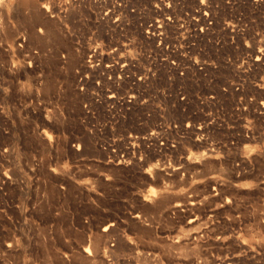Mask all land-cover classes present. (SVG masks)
I'll return each instance as SVG.
<instances>
[{
	"label": "rangeland",
	"instance_id": "rangeland-1",
	"mask_svg": "<svg viewBox=\"0 0 264 264\" xmlns=\"http://www.w3.org/2000/svg\"><path fill=\"white\" fill-rule=\"evenodd\" d=\"M100 1L102 5L98 9L94 4V0H0V11H2L0 12V20H2L0 21V27H4V30L2 27L0 28V245L4 248L6 246L12 247L13 251L8 254L11 255L15 264H66L68 260L67 264L71 262L72 264H90L93 260L97 261V263L93 261L95 264H101V261L97 260L98 258L92 260L86 259L83 248H85V244L86 247L90 246V242L92 243V241L91 245L96 246V241L100 240L101 229L108 222L106 217L111 216L112 218L116 217L119 224H117L115 233L112 232L113 234H110L112 238L108 236V238L110 237L109 240L108 238L107 240L104 238L102 241L103 245L108 248H114L116 244V255L107 257L105 260H110L109 262L106 261L107 264H116L117 261L118 264H143L142 261H138L140 263H137V261L133 260L134 254L142 252L152 242L153 245L156 243L157 248L163 249H158L157 254L160 255L158 264L161 262H164V264H197L199 262H201L200 264L204 262V264L212 262L219 264V259L222 256L223 258L224 256L226 257V255L227 257L239 256L243 260L241 261L239 258L235 261L237 263L234 262V264H257L254 262L264 264V254H262L264 253V246L260 245L264 243V231H262L264 229V213L262 214L264 208L261 207L264 203V191H262L264 190V114H260L259 116L258 130H162L158 138L149 137L156 130H121L122 127H119L117 130H110L109 127H106L105 93L101 92L103 99L97 111L98 116L94 118L92 115L94 104L91 96L94 89L91 83V71L85 64L94 43L100 41L106 42V36L102 29L103 24H99L97 36H93L94 13L97 11L104 14L110 0ZM135 2L137 3L139 0H135ZM47 4L51 5V12H49L51 17L43 15L42 7ZM33 8L38 9L39 13H34ZM22 31L26 32L29 36V47L40 52V57L34 59L35 65L30 69L25 65L27 60L24 59L23 54L13 53L17 37ZM108 60L109 57L105 54L104 62L106 63ZM40 76H43V81L40 80ZM87 76L89 79H87ZM82 83L86 90L85 94L81 92ZM259 97L264 100V92H260ZM86 105L88 106L87 109H85ZM226 105L230 108L232 103L228 102ZM259 111L260 113L264 112V109L260 107ZM96 126L99 128L101 126L103 129L95 130ZM198 132L199 134H197ZM146 138L149 139L146 140ZM200 140L202 142H199ZM162 143H164L163 150L159 153ZM172 145L176 146L174 151L171 148ZM248 149L249 151H247ZM208 150H210V153ZM251 152L252 155H250ZM250 157L252 158L250 159ZM168 158L172 160L171 165H159V163L162 164ZM207 159H211V161ZM212 159L215 163L219 162L218 168L219 165L221 167L224 165L221 170L222 172L219 170L212 172L204 171L202 166L205 163H213ZM194 161L196 162L194 163ZM242 161H245V163ZM241 162L245 165H242ZM253 165L254 167H252ZM160 166H162V169ZM175 167L180 169L176 172L171 171ZM227 168L231 172L235 170V173L229 174V171L226 170ZM150 169L155 170L152 173L153 175L150 174L151 172H148ZM166 172L172 175L169 177ZM177 173L180 175H176ZM221 174H223L222 177ZM210 175L214 176L211 177ZM162 176L169 178L170 182L169 180H164V182L168 181L166 185L164 182L161 183ZM257 176L259 179H257ZM151 177L154 178L150 179ZM184 177L186 180H184ZM209 177L218 180L217 187L215 185L206 187L207 182L210 180ZM175 179L179 180L175 181ZM155 180L160 184L158 185ZM151 181L153 183H150ZM182 182L186 183L183 184ZM190 183H192V186ZM161 184L162 186H160ZM167 184L169 185L167 186ZM226 184L229 188L232 186V190ZM248 184L249 186H247ZM220 185H222L221 189ZM234 185H237V188ZM169 186H171L170 189L172 191L168 190ZM173 186L176 187L174 188ZM162 187H166V190H161ZM198 187H201V190L203 188L205 190L198 191L200 190ZM217 191L221 192V195ZM237 191H240L239 194H237ZM163 192L165 195L167 194V197L171 195H178L180 197L181 194L183 196H189V194L202 196L204 192H207L208 194L215 195V198L218 199V201L214 202L215 204L213 203L214 206L217 205V202L221 204L223 200L234 201L233 199L235 198L239 205H241L242 210L240 214L226 211L224 212V216L223 213L217 214L218 216L210 215L205 211L207 210V208H204L207 207L205 203L200 201L198 209L196 208L197 210L193 212L194 215H191L193 216L192 218L198 219V225L202 224L201 226L203 227L217 228L216 231L220 228L221 231L205 235L200 240L204 241L198 246L201 248V251L195 246L197 249L191 252L190 250L194 247L192 244V246L189 243H187V246L182 245L185 248L182 246L181 248V244H172L175 234L181 231L185 233L188 230L185 227L187 226L188 228L190 226L191 216H189L188 211H184L182 215L180 214L183 211L166 213L165 215V213H161V209H157L158 207L154 204L150 203V205L144 200L147 197L145 195H148L147 198H154L156 195L157 197L160 196ZM199 192H202V195ZM205 193V196L208 195ZM150 206L152 208L149 209L148 207ZM200 208L205 209H201L204 212ZM142 211H147L146 213L150 215L146 216L147 214L145 212L143 214ZM253 211L256 216L258 215L257 217L253 216ZM136 212L142 216L143 223H140V225L143 228L141 226L139 228V223H136L132 218ZM200 213L202 214L200 215ZM244 215L248 218L247 220ZM150 216L154 219L155 223L149 218ZM167 217L169 220L166 219ZM187 217L190 219L188 220ZM182 219L186 222L185 227L183 226L184 221ZM221 219L225 223L221 222ZM179 220L182 225L179 223ZM256 220L259 223H255ZM244 221L245 224L243 225ZM261 221L263 222L262 224L260 223ZM172 224H176V227ZM167 225L171 228L174 226V233H172L173 230L167 227ZM245 225L249 228L247 231L249 230L250 236H248L249 234L245 230ZM260 226H262L261 234L257 231ZM162 227L167 229L162 230ZM177 227L180 231L178 229L175 231ZM223 227L225 228L223 229ZM144 228H148V230ZM229 228H234L235 230H230ZM253 229L254 231L257 229L255 233ZM133 230L138 233L134 234ZM140 230L146 232V238L145 232L143 231L142 235ZM148 231L152 234L148 235ZM234 231L238 232L235 233ZM95 232L99 233L95 235ZM182 232L180 235L177 234L178 236L173 241H177L176 238L182 236ZM219 232L227 233L225 235L229 238L227 242L230 245L229 248L226 244L223 245L214 241L218 237H222ZM215 235L217 238H215ZM91 236L96 239L95 244V239L92 240ZM137 237L139 238L137 239ZM169 237L171 241L168 239ZM250 238L253 241L257 239L256 242L258 243L255 241L253 243L252 241L253 244H251ZM84 239H86V242ZM241 240L247 247H251L253 251L249 249L247 251L245 249L240 250L238 242H241ZM127 241H132L135 245L133 246ZM235 243L236 246L234 245ZM121 245L123 246L120 251ZM153 245H150V247ZM155 245L154 247L156 248ZM176 246L177 250L181 251L182 249L183 251L179 253L176 249H173ZM224 246L225 248H223ZM94 247H90L91 250ZM186 247L190 249L188 248V250ZM206 248L209 250H205ZM218 248H221L219 250L220 254L217 251ZM237 249L239 253L242 251L243 255L246 254L244 255L245 257L235 252ZM221 250L222 252H220ZM160 251L164 252L160 254ZM166 251L168 254L173 252L174 256H176L175 261L173 260L174 262L171 261V259H174V256L172 257L173 254H169V256L171 255L169 261L168 254H164ZM121 252H124V254H121ZM147 252L150 254L153 251ZM176 253L181 254V256L176 255ZM163 254L167 255V258ZM252 254L255 256L252 257ZM62 255L64 256L62 257ZM202 255L204 257L201 259ZM184 256L185 258L187 256V258L184 259ZM205 259L207 261H204ZM186 260L188 263L185 262Z\"/></svg>",
	"mask_w": 264,
	"mask_h": 264
},
{
	"label": "built area",
	"instance_id": "built-area-1",
	"mask_svg": "<svg viewBox=\"0 0 264 264\" xmlns=\"http://www.w3.org/2000/svg\"><path fill=\"white\" fill-rule=\"evenodd\" d=\"M94 4L100 9L102 2ZM94 15L93 36L103 24L106 42H95L85 62L92 115L105 93L110 130H156L150 138L162 130H258L264 0H110ZM13 53L23 54L29 69L40 57L24 31ZM167 164L171 158L159 163ZM12 251L0 245V264H15Z\"/></svg>",
	"mask_w": 264,
	"mask_h": 264
},
{
	"label": "bare ground",
	"instance_id": "bare-ground-1",
	"mask_svg": "<svg viewBox=\"0 0 264 264\" xmlns=\"http://www.w3.org/2000/svg\"><path fill=\"white\" fill-rule=\"evenodd\" d=\"M24 1H25V0H24ZM26 3H27V2H26ZM10 5H11V4H10ZM0 6H1V4H0ZM50 6H51V5H50ZM50 6L47 4V5H45V6L42 7V9H43V13H44L43 15H44V16H46V15H47V16H48V15L50 16V14H49V12H51ZM6 7H8V6L6 5ZM33 7H34V6H33ZM9 8H10V7H9ZM36 8H37V7H36ZM36 8H33L32 10L34 11V13H39V12H38V9H36ZM44 9H45V10H44ZM0 12H2V11H0ZM41 13H42V12H41ZM52 14H53V13H52ZM41 16H42V14H41ZM50 17H51V16H50ZM53 17H54V16H53ZM0 21H2V20H0ZM47 21H48V20H47ZM1 27H2V26H1ZM1 27H0V28H1ZM3 28H4V27H2V29H3ZM3 30H4V29H3ZM0 46H1V45H0ZM8 50H9V49H8ZM11 51H12V50H11ZM5 52H6V51H5ZM1 70H2V69H1ZM11 70H12V67H11ZM5 71H6V70H5ZM11 72H12V71H11ZM5 73H6V72H5ZM197 131H198V130H197ZM199 132H200V131H199ZM199 132H198L197 134H199ZM200 133H202V132H200ZM203 133H204V132H203ZM210 134H211V133H210ZM200 136H202V135H200ZM203 136H204V135H203ZM207 137H208V136H207ZM246 138H247V137H246ZM199 139H200V138H199ZM203 139H205V138L203 137ZM201 140H202V139H201ZM201 140H200L199 142H202ZM206 140H207V139H206ZM196 141L198 142V140H196ZM203 143H204V142H203ZM203 146H204V145H203ZM205 146H206V145H205ZM207 146H208V145H207ZM119 147H120V146H119ZM212 147H213V146H212ZM248 147H250V146H248ZM212 149H213V148H212ZM254 150H255V149H254ZM208 151H209V153H210V150H208ZM208 151H207V152H208ZM213 151H214V150H213ZM245 151H246V150H245ZM247 151H249V149H248ZM207 152H206V153H207ZM214 152H215V151H214ZM116 154H117V153H116ZM261 154H262V153H261ZM113 155H114V154H113ZM202 155H204V154H202ZM202 155H201V156H202ZM209 155H210V154H209ZM209 155H208V156H209ZM211 155H212V153H211ZM211 155H210V156H211ZM213 155H214V154H213ZM250 155H252V152H251ZM256 155H257V154H256ZM199 156H200V155H199ZM199 156H198V157H199ZM206 156H207V155H206ZM254 157H255V156H254ZM256 157H257V156H256ZM115 158H116V157H115ZM190 158H191V157H190ZM208 158H209V157H208ZM211 158H212V157H211ZM213 158H214V157H213ZM246 158H247V157H246ZM248 158H249V156H248ZM251 158H252V157H250V159H251ZM194 159H195V157H194ZM194 159H193V160H194ZM202 159H203V157H202ZM204 159H205V158H204ZM257 159H258V158H257ZM190 160H192V159H190ZM197 160H198V159H197ZM207 160H208V159H207ZM209 160L211 161V159H209ZM209 160H208V161H209ZM212 160H213V159H212ZM241 160H243V159H241ZM200 161H202V160L200 159ZM246 161H247V159H246ZM251 161H253V160H251ZM254 161H255V160H254ZM260 161H261V160H260ZM121 162H123V161H121ZM195 162H196V161H194V163H195ZM242 162L245 163V161H242ZM242 162H241V164H242ZM257 162H258V161H257ZM257 162H256V163H257ZM110 163H111V162H110ZM119 163H120V162H119ZM125 163H126V162H125ZM162 163H163V162H162ZM216 163H217V164H216ZM216 163H215L214 160H213V163H205L202 167H203L204 171H206V172H212V171H216V170L221 171V170H222V167H223L224 165H223L222 167L219 165V168H218V164H219V162L217 161ZM223 163H224V162H223ZM244 163H243V164H244ZM256 163H255V164H256ZM243 164H242V165H243ZM250 164H251V163H250ZM253 164H254V163H253ZM119 165H121V164H119ZM189 165H190V164H189ZM225 165H226V164H225ZM228 165H229V164H228ZM231 165H232V164H231ZM231 165H230V166H231ZM244 165H245V164H244ZM154 166H155V165H154ZM156 166H157V164H156ZM162 166H164V165H162ZM162 166H160L161 169H162ZM226 166H227V165H226ZM247 166H248V165H247ZM255 166H256V165H255ZM263 166H264V165H263ZM123 167H124V166H123ZM125 167H127V166H125ZM169 167H170V166H169ZM182 167H183V166H182ZM189 167H190V166H189ZM231 167H232V166H231ZM235 167H236V166H235ZM238 167H239V166H238ZM245 167H246V166H245ZM250 167H251V166H250ZM252 167H254V165H253ZM259 167H260V166H259ZM259 167H258V168H259ZM151 168H152V167H151ZM158 168H159V165H158ZM158 168H157V170H158ZM163 168H164V167H163ZM170 168L172 169V167H170ZM192 168H193V167H192ZM194 168H195V167H194ZM246 168H247V167H246ZM123 169H124V168H123ZM152 169H153V168H152ZM154 169H155V168H154ZM161 169H160V170H161ZM167 169H168V167H167ZM171 169H170V170H171ZM179 169H180V168H176V167H175V168H174L173 170H171V171L176 172V171L179 170ZM182 169H183V168H182ZM200 169H202V168H200ZM170 170H167V171L169 172ZM193 170H194V169H193ZM197 170H198V169H197ZM226 170H228V168H227ZM233 170H234V169H233ZM240 170H241V169H240ZM240 170H239V171H240ZM250 170H251V169H250ZM255 170H256V168H255ZM146 171H147V170H146ZM153 171H155V170H151V169L148 170L149 173L151 172V173H150L151 175H153V174H152ZM171 171H170V172H171ZM195 171H196V170H195ZM228 171H229V170H228ZM234 171H235V170H234ZM234 171H232V172H234ZM148 172H147V173H148ZM164 172H165V171H164ZM168 172H166V173H167V175H169V177H170L172 174H171V173H168ZM173 172H172V173H173ZM196 172H197V171H196ZM200 172H202V171H200ZM221 172H222V171H221ZM232 172H231V170H230L228 173L232 175ZM252 172H254V171L252 170ZM255 172H256V171H255ZM159 173H160V172H159ZM161 173H163V172H161ZM198 173H199V171H198ZM226 173H227V172H226ZM234 173H235V172H234ZM244 173H245V172H244ZM250 173H251V172H250ZM261 173H263V172H261ZM207 174H209V173H207ZM247 174H248V173H247ZM263 174H264V173H263ZM176 175L179 176L180 174L177 173ZM222 175H223V174H221V177H222ZM227 175H228V174H227ZM245 175H246V174H245ZM245 175H244V176H245ZM249 175H250V174H249ZM51 176H52V175H51ZM202 176H203V175H202ZM210 176H211V175H210ZM213 176H214V175H212L211 177H213ZM217 176H218V174H217ZM224 176H225V175H224ZM233 176H234V175H233ZM251 176H252V174H251ZM215 177H216V176H215ZM221 177H220V178H221ZM235 177H236V176H235ZM257 177H258V176H257ZM147 178H148V177H147ZM152 178H154V177H151L150 179H152ZM161 178H162V180H163V181L161 180V183H163L164 180H169V178L164 177V176H162ZM179 178H180V177H179ZM181 178H182V177H181ZM184 178H185V177H184ZM194 178H195V177H194ZM205 178H206V177H205ZM209 178H210V177H209ZM228 178H229V176H228ZM239 178H240V177H239ZM241 178H242V177H241ZM246 178H247V177H246ZM251 178H252V177H251ZM260 178H261V177H260ZM262 178H263V177H262ZM111 179H112V178H111ZM150 179H149V180H150ZM171 179H172V178H171ZM190 179H191V178H190ZM221 179H223V178H221ZM230 179H231V178H230ZM233 179H234V178H233ZM247 179H248V178H247ZM254 179H255V178H254ZM257 179H259V177H258ZM108 180L110 181V179H108ZM176 180H179V179H175V181H176ZM184 180H186V178H185ZM208 180H209V179H208ZM227 180H228V179H227ZM237 180H238V178H237ZM241 180H242V179H241ZM243 180H244V179H243ZM260 180H261V179H260ZM117 181H118V180H117ZM145 181H146V180H145ZM173 181H174V178H173ZM182 181H183V180H182ZM231 181H234V180H231ZM231 181H230V182H231ZM239 181H240V180H239ZM155 182H157V181L155 180ZM158 182H159V179H158ZM158 182H157V184H158ZM167 182H168V181L164 182V184L166 185ZM169 182H170V180H169ZM195 182H196V179H195ZM217 182H218V180H216V179H214V178H212V179L210 178V180H209V181L207 182V184H206V185H207L206 187H211V186H214V185L216 186V185L218 184ZM235 182H236V181H235ZM235 182H234V183H235ZM243 182H244V181H243ZM246 182H247V181H246ZM250 182H251V181H250ZM250 182H249V184L251 185ZM256 182H257V181H256ZM261 182L263 183V181H261ZM107 183H108V182H107ZM150 183H153V182L151 181ZM182 183H183V182H182ZM185 183H186V182H185ZM185 183H183V184H185ZM193 183H194V182H193ZM205 183H206V181H205ZM241 183H242V182H241ZM262 183H261V184H262ZM147 184H149V183H147ZM159 184H160V183H159ZM159 184H158V185H159ZM170 184H172V183H170ZM183 184H182V185H183ZM190 184H191V186H192V183H190ZM231 184H233V183L231 182ZM235 184H237V183H235ZM246 184H247V183H246ZM246 184H245V186H246ZM249 184H248L247 186H249ZM101 185H102V184H101ZM109 185H110V184H109ZM112 185H113V183H112ZM151 185H152V184H151ZM168 185H169V184H167V186H168ZM172 185H173V184H172ZM172 185H171V186H172ZM194 185H195V184H194ZM202 185H203V183H202ZM238 185H241V184H238ZM243 185H244V184H243ZM243 185H242V186H243ZM254 185H255V184H254ZM258 185H259V184H258ZM86 186H87V185H86ZM106 186H107V185H106ZM115 186H116V185H115ZM147 186H148V185H147ZM153 186H154V185H153ZM160 186H162V184H161ZM171 186H169V189H168V190H171V189H170ZM199 186H201V185H199ZM204 186H205V185H204ZM226 186H227V184H226ZM234 186H236V188H237V185H234ZM234 186H233V187H234ZM262 186H263V185H262ZM156 187H157V186H156ZM173 187H174V186H173ZM175 187H176V186H175ZM175 187H174V188H175ZM194 187H197V186H194ZM216 187H217V186H216ZM219 187H220V189H221V188H222V185H220ZM227 187L229 188V186H227ZM231 187H232V186H231ZM231 187H230L229 189H231ZM250 187H251V186H250ZM255 187H256V186H255ZM158 188H159V187H158ZM180 188H181V187H180ZM183 188H184V187H183ZM185 188H186V187H185ZM200 188H201V187H200ZM200 188L198 187V189H200ZM212 188H213V187H212ZM152 189H153V188H152ZM152 189H151V190H152ZM189 189H190V186H189ZM192 189H194V188H192ZM195 189H196V188H195ZM198 189H197V190H198ZM238 189H239V188H238ZM240 189H241V188H240ZM247 189H249V188H247ZM251 189H252V187H251ZM257 189H258V188H257ZM257 189H256V190H257ZM263 189H264V188H263ZM151 190H150V191H151ZM157 190H158V189H157ZM157 190H155V191H157ZM161 190H166V187H162ZM174 190H175V189H174ZM203 190H205V189L203 188L202 190L200 189V190H198V191H203ZM206 190H207V189H206ZM215 190H216V189H215ZM231 190H232V189H231ZM231 190H230V191H231ZM234 190L236 191L235 188H234ZM234 190H233V191H234ZM111 191H112V190H111ZM155 191H154V192H155ZM171 191H172V190H171ZM195 191H196V190H195ZM212 191H213V190H212ZM218 191H219V190H218ZM218 191H217V192H218ZM249 191H250V190H249ZM258 191H259V190H258ZM258 191H257V192H258ZM260 191H261V190H260ZM262 191H264V190H262ZM102 192H103V191H102ZM148 192H149V191H148ZM151 192H152V191H151ZM158 192H159V190H158ZM165 192H166V191H165ZM188 192H189V191H188ZM191 192H192V190H191ZM193 192H194V190H193ZM239 192H240V191H237V194H239ZM241 192H242V191H241ZM246 192H247V190H246ZM108 193H109V192H108ZM155 193H157V192H155ZM166 193H167V192H166ZM169 193H171V192H169ZM199 193H200V192H199ZM201 193H202V192H201ZM201 193H200V194H201ZM204 193H205V192H204ZM204 193H203V195L201 194L202 196H200V195H192V194H189V196H188V195H187V196H186V195L183 196V195L181 194L180 197H178V195H174V196L171 195L170 197H167V194L165 195L164 192H163V193L160 194V196L157 197V195H156V197H154V198H147L148 195H145V196H147V197H145L146 199H144V200H145V202H147V203H149V204H150V203H151L152 205L154 204L156 207H158L157 209H161V210H162L161 213H165V215H166V213H169V214H170V213H174V212H182V211H183V212H182L180 215L184 214V211H185V212L188 211L189 216L194 215L193 212H194L195 210L198 209V207H199V202H200V201H203V202L205 203V205L207 206V207H204V205H202L204 208H207V210H205V209H203V208H200V210L203 209V210L207 211L210 215H217V214L223 213V216H224V212H226V211H230V212H234V213H239V214L241 213L242 207H241V205H239L238 201H237L235 198L233 199L234 201H231V200H226V201H225V200L222 199L223 201L221 202V201L219 200V201L221 202V204H218V202H217V203H216L217 205L214 206V204H215L214 202L218 201V199L215 198V195H213V194H208V193L206 192L205 194H208V195L205 196ZM214 193H215V192H214ZM218 193H219V192H218ZM247 193H248V192H247ZM254 193H255V192H254ZM145 194H146V193H145ZM215 194H217V193H215ZM219 194L221 195V192H220ZM237 194H236V195H237ZM244 194H245V191H244ZM249 194H250V193H249ZM251 194H253V193H251ZM142 195H143V194H142ZM149 195H150V194H149ZM190 195H191V196H190ZM241 195H242V194H241ZM246 195H247V194H246ZM246 195H245V197H246ZM119 196H120V195H119ZM150 196H151V195H150ZM226 196H227V195H226ZM252 196H254V195H252ZM259 196H260V195H259ZM261 196H262V195H261ZM216 197H217V196H216ZM218 197H219V196H218ZM222 197H223V196H222ZM249 197H250V196H249ZM139 198H140V197H139ZM228 198H229V197H228ZM257 198H258V197H257ZM257 198H256V199H257ZM261 198H262V197H261ZM230 199H231V198H230ZM263 199H264V198H263ZM263 199H262V201H263ZM135 200H136V199H135ZM138 200H139V199H138ZM141 200H142V199H141ZM144 200H143V202H144ZM244 200H245V199H244ZM255 201H256V200H255ZM257 201H258V200H257ZM220 202H219V203H220ZM244 202H245V201H244ZM260 202H261V200H260ZM110 203H111V202H110ZM141 203H142V202H141ZM201 203H202V202H201ZM213 203H214V204H213ZM247 203H248V202H247ZM151 204H150V205H151ZM90 205H91V203H90ZM90 205H89V206H90ZM100 205H101V204H100ZM246 206H247V205H246ZM246 206H245V207H246ZM263 206H264V203H263V205H262L261 207L264 208ZM200 207H201V206H200ZM256 207H257V206H256ZM138 208H139V207H138ZM144 208H145V207H144ZM148 208L150 209V208H152V207L150 206V207H148ZM196 208H197V209H196ZM243 208H244V207H243ZM247 208H248V207H247ZM183 209H185V210H183ZM248 209H249V208H248ZM116 210H117V209H116ZM140 210H141V209H140ZM152 210H153V209H152ZM200 210H199V211H200ZM203 210H201V211L204 212ZM245 210H246V209H245ZM251 210H252V209H251ZM258 210H259V209H258ZM259 211L261 212V210H259ZM263 211H264V209H263ZM140 212H141V211H140ZM142 212H143V211H142ZM144 212H145V211H144ZM144 212H143V214H144ZM146 212H147V211H146ZM146 212H145V213H146ZM148 212H149V211H148ZM150 212H151V211H150ZM153 212H154V211H153ZM253 212H254V211H253ZM151 213H152V212H151ZM197 213H198V212H197ZM263 213H264V212H262V214H263ZM143 214H142V215H143ZM146 214H147L146 216H148L149 213H146ZM153 214H154V213H153ZM169 214H167V215H169ZM185 214H186V213H185ZM201 214H202V213H200V215H201ZM248 214H249V213H248ZM250 214H251V213H250ZM149 215H150V214H149ZM174 215L176 216V214H174ZM174 215H173V216H174ZM195 215H196V214H195ZM198 215H199V214H198ZM198 215H197V216H198ZM241 215H242V214H241ZM246 215H247V214H246ZM246 215H244L245 218H246ZM251 215H252V214H251ZM131 216H132V215H131ZM144 216H145V215H144ZM154 216H155V215H154ZM154 216H153V218H154ZM177 216H178V215H177ZM187 216H188V215H187ZM204 216H205V215H204ZM208 216H209V215H208ZM217 216H218V215H217ZM225 216H226V215H225ZM232 216H233V215H232ZM253 216H256V215H255V212H254V215H253ZM257 216H258V215H257ZM257 216H256V217H257ZM262 216H263V215H262ZM86 217H87V216H86ZM155 217H156V216H155ZM162 217H163V216H162ZM165 217H166V216H165ZM165 217H164V218H165ZM178 217H179V216H178ZM192 217H193V216H191V220H190V222H189V225H190V226H189L188 228H187V226H186V222L182 219V220L184 221V224H185V225L183 224V226H184V227L186 226L185 228L188 229V230H187L186 232L184 231L185 233H183V232L181 231L183 235L181 234L182 236L176 238L177 241H173V239H174L175 237H177L178 235H180V233H181V232H179L180 229L177 227V228L175 229V231L178 229L179 231H177V232H179V233L175 232V233H177L178 235L175 234L174 238L172 239V244H174V245H179V244H181L180 247H181L182 245L187 246V243H189L190 245H191V244L194 245V247L192 248L193 250H192V249L190 250L191 252L194 251L195 249H197V248H195V246L198 247V246H200V244H202L201 242H203L204 240H203V241H200V240H202V238H203L205 235H208V234H210V233H212V232H215L216 229H217V228L215 229V228H213V227H203V226H201L202 224H201V225H198V224H199V223H198V219H197V218H192ZM201 217H202V216H201ZM201 217H200V218H201ZM210 217H212V216H210ZM210 217H209V218H210ZM219 217H220V216H219ZM237 217H238V216H237ZM242 217H243V216H242ZM256 217H255V219H256ZM263 217H264V216H263ZM132 218H133L134 221H136V223H137V222L139 223L138 227L140 228V226H141L140 223H141V224L143 223V221H142V216H141L139 213L136 212V214H135V213L133 214ZM149 218L152 219L151 216H150ZM164 218H163V220H164ZM175 218H176V217H175ZM182 218H184V217H182ZM198 218H199V217H198ZM203 218H204V217H203ZM224 218H225V217H224ZM226 218H227V217H226ZM229 218H230V217H229ZM229 218H228V219H229ZM238 218H239V217H238ZM89 219H90V218H89ZM92 219H93V218H92ZM95 219H96V218H95ZM102 219H103V218H102ZM106 219L108 220L109 223L107 222L108 224L106 223L105 226L103 227V229H101L100 240H99L98 242H97L96 239L93 237L94 235H93V233H92L93 236H91V237H92V240L95 239V240H94V244H95V241H96V243H97L96 246L94 247L93 245H91V244L93 243V241H92V243H91V242H90L91 239H90V240H89V242H90V246H87V247H86V244H85V248H83V253L86 255V259L88 258V259L92 260V259L98 258L97 260L101 261V264H107L106 261H108V260H105V259H106L107 257H110V256H113V255H116V254H115V253H116V244H115V247H114V248H108V247H105V245H103L104 243H102V241H103L104 238H106V240H107L108 236L111 237L110 234H113L112 232H114V231L116 230V228H117V224H119V223L117 222L116 217H115V218H112L111 216H108V218L106 217ZM106 219H105V220H106ZM155 219H156V218H155ZM166 219H168V217H167ZM179 219H180V218H179ZM187 219H188V217H187ZM187 219H186V220H187ZM189 219H190V218H189ZM189 219H188V220H189ZM204 219H205V218H204ZM241 219H242V218H241ZM247 219H248V218H246V220H247ZM144 220H145V219H144ZM148 220H149V219H148ZM148 220H147V221H148ZM156 220H158V219H156ZM156 220H155V221H156ZM168 220H169V219H168ZM206 220H207V219H206ZM209 220H210V219H209ZM231 220H232V219H231ZM243 220H245V219H243ZM246 220H245V221H246ZM251 220H252V218H251ZM251 220H250V221H251ZM257 220H258V219H257ZM257 220H256L255 223H259V222H257ZM93 221H94V220H93ZM118 221H119V220H118ZM147 221H146V222H147ZM149 221H151V220H149ZM152 221L154 222V219H152ZM158 221H159V220H158ZM173 221H174V219H173ZM177 221H178V220H177ZM179 221H180V220H179ZM228 221H229V220H228ZM228 221H227V222H228ZM232 221H233V220H232ZM245 221H244L243 225L245 224ZM254 221H255V220H254ZM258 221H259V220H258ZM99 222H100V221H99ZM123 222H124V221H123ZM153 222H152V223H153ZM165 222H166V221H165ZM168 222L170 223V221H168ZM171 222H172V220H171ZM199 222H200V221H199ZM218 222H219V221H218ZM221 222H223L222 219H221ZM236 222H237V221H236ZM247 222H248V221H247ZM247 222H246V223H247ZM147 223H148V222H147ZM149 223H150V222H149ZM154 223H155V222H154ZM158 223H159V222H158ZM172 223H173V222H172ZM179 223H181V221H180ZM197 223H198V224H197ZM203 223H204V222H203ZM205 223H206V222H205ZM213 223H214V222H213ZM219 223H220V222H219ZM223 223H225V222H223ZM230 223H231V221H230ZM260 223L262 224L263 222L261 221ZM102 224H103V222H102ZM122 224H123V223H122ZM208 224H210V223H208ZM233 224H234V223H233ZM233 224H232V225H233ZM238 224H239V223H238ZM124 225H125V224H124ZM145 225H147V224H145ZM172 225H174V224H172ZM175 225H176V224H175ZM175 225H174V226H175ZM181 225H182V223H181ZM187 225H188V224H187ZM203 225H205V224H203ZM210 225H211V224H210ZM235 225H236V224H235ZM250 225H251V224H250ZM263 225H264V224H263ZM99 226H100V225H99ZM136 226H137V225H136ZM143 226H144V224H143ZM148 226H149V225H148ZM148 226H147V227H148ZM152 226H154V225H152ZM160 226H161V225H160ZM160 226H159V227H160ZM165 226H166V225H165ZM174 226H173V228H174ZM214 226H215V225H214ZM229 226H230V224H229ZM229 226H228V227H229ZM239 226H240V225H239ZM248 226H249V224H248ZM248 226L246 227V225H245V227H246V229H245L246 232L249 231V230L247 231V229H249ZM95 227H96V226H95ZM133 227H135V225H133ZM145 227H146V226H145ZM157 227H158V226H157ZM167 227H170V226L167 225ZM175 227H176V226H175ZM221 227H222V224H221ZM240 227H241V226H240ZM249 227H250V226H249ZM254 227H255V224H254ZM260 227H261V228H260ZM260 227H259L260 230H259V228H258V230L256 229L257 231H259L258 233H260V231L262 230V226H260ZM83 228H84V227H83ZM90 228H91V227H90ZM96 228L98 229V227H96ZM131 228H132V227H131ZM141 228H143V227L141 226ZM160 228H161V227H160ZM170 228H171V227H170ZM173 228H171V229L173 230ZM181 228H182V227H181ZM185 228H184V229H185ZM218 228H219V227H218ZM224 228H225V227H223V229H224ZM226 228H227V227H226ZM234 228H235V227H234ZM234 228H232V229L229 228V229H230V230H235ZM237 228H238V227H237ZM251 228H253V226H251ZM255 228H256V227H255ZM263 228H264V226H263ZM119 229H120V228H119ZM136 229H137V231H139L138 228H136ZM144 229H145V230H146V229L148 230V228H144ZM150 229H151V228H150ZM163 229H167V228H165V227L163 228V227H162V230H163ZM171 229H170V230H171ZM238 229H239V228H238ZM238 229H237V230H238ZM131 230H132V229H131ZM131 230H130V231H131ZM152 230H153V228H152ZM160 230H161V229H160ZM168 230H169V229H168ZM219 230H220V228H219ZM219 230H218V231H219ZM243 230H244V229H243ZM245 230H244V231H245ZM251 230H252V229H251ZM256 230H255V231H256ZM140 231L142 232V235H143V233L145 232L144 230H140ZM143 231H144V232H143ZM153 231H154V230H153ZM153 231H152V232H153ZM218 231H216V232H218ZM220 231H221V230H220ZM223 231H224V230H223ZM227 231H228V230H227ZM227 231H226V232H227ZM253 231H254V229H253ZM255 231H254V233H255ZM262 231H264V229H263ZM99 232H100V229H99ZM99 232H98V233H99ZM132 232H133L134 234L138 233V232H136V231H134V230H133ZM141 232H139V233H141ZM148 232H149V231H148ZM148 232H147V234L149 235L151 232H149V233H148ZM159 232H160V231H159ZM168 232H169V231H168ZM171 232H172V231H171ZM231 232H232V231H231ZM231 232H230V233H231ZM234 232H235V231H234ZM236 232H238V231H236ZM236 232H235V233H236ZM98 233L95 232V235L98 234ZM114 233H115V232H114ZM161 233H162V232H161ZM165 233H166V232H165ZM172 233H174V230H173ZM219 233L222 235V237H218V238H217L216 235H215V238H217V239H215V240L213 239V240H214L215 242L219 243V244H223V245L226 244V245L228 246V248H229L230 245L227 244L229 238H227L228 236L225 235V234H227V233H225V234H224L223 232H222V233L219 232ZM230 233H229V234H230ZM242 233H243V232H242ZM151 234H152V233H151ZM213 234H214V233H213ZM220 234H219V235H220ZM233 234H234V233H233ZM248 234H249V235H248ZM248 234H246V235L250 236V233H249V232H248ZM260 234H261V233H260ZM137 235H138V234H137ZM144 235H145V238H146V232H145ZM148 235H147V236H148ZM161 235H162V234H161ZM230 235H231V234H230ZM230 235H229V236H230ZM242 235H243V234H242ZM242 235H241V237H242ZM244 235H245V234H244ZM254 235H255V234H254ZM122 236H123V235H122ZM132 236H133V234H132ZM132 236H131V237H132ZM135 236H136V235H135ZM138 236H139V235H138ZM151 236H152V235H151ZM151 236H150V237H151ZM172 236H173V235H172ZM209 236H210V235H209ZM211 236H212V235H211ZM217 236H218V234H217ZM234 236H235V235H234ZM237 236H238V235H237ZM237 236H236V237H237ZM239 236H240V235H239ZM258 236H259V234H258ZM84 237H85V236H84ZM84 237H83V238H84ZM88 237H89V236H88ZM91 237H90V238H91ZM110 237H109V238H110ZM139 237H140V236H139ZM139 237H137V239H138ZM142 237H144V236H142ZM148 237H149V236H148ZM164 237H165V236H164ZM170 237H171V236H170ZM170 237H169L168 239L171 241ZM213 237H214V236H213ZM213 237H212V238H213ZM236 237H235V238H236ZM241 237H239V238H241ZM261 237H263V236H261ZM109 238H108V240H109ZM111 238H112V237H111ZM124 238H126V237H124ZM132 238H134V237H132ZM161 238H162V237H161ZM233 238H234V237H233ZM237 238H238V237H237ZM243 238H245V237H243ZM251 238H253V237L251 236ZM251 238H250V239H251ZM88 239H89V238H88ZM118 239H119V238H118ZM128 239H129V238H128ZM134 239H135V238H134ZM134 239H133V240H134ZM140 239H141V238H140ZM148 239H149V238H148ZM148 239H147V241H149ZM163 239H164V238H163ZM165 239H167V237H165ZM209 239H210V238H209ZM231 239H232V238H231ZM253 239H254V238H253ZM255 239H256V238H255ZM257 239H259V238L257 237ZM257 239H256V240H257ZM262 239H263V238H262ZM84 240H85V242H86V239H84ZM106 240H105V241H106ZM126 240H127V238H126ZM130 240H131V239H130ZM145 240H146V239H145ZM145 240H144V241H145ZM150 240H151V239H150ZM152 240H153V239H152ZM174 240H175V239H174ZM207 240H208V239H207ZM256 240H254V241L256 242ZM115 241H116V240H115ZM246 241H247V240H246ZM249 241H250V240H249ZM252 241H253V240L251 239V242H250L251 244L255 243L254 241H253V243H252ZM65 242H66V241H65ZM85 242H84V243H85ZM107 242H109V241H107ZM110 242H111V241H110ZM127 242H128L129 244L133 245V246L135 245V244H133L132 241H131V242H130V241H127ZM134 242H135V241H134ZM136 242H138V241L136 240ZM136 242H135V243H136ZM141 242H143V241H141ZM235 242H237V241L235 240ZM82 243H83V242H82ZM117 243H118V242H117ZM119 243H120V242H119ZM145 243H146V241H145ZM145 243H144V244H145ZM152 243H153V242H152ZM152 243H149V244H150V245H153ZM168 243H169V242H168ZM209 243H210V242H209ZM212 243H213V242H212ZM217 243H216V244H217ZM233 243H234V242H233ZM238 243H239V246H238V247L240 248V250H241V249H242V250L245 249V251H247V250L249 249L250 251H253V250H251V247H247L246 244H244V242H242V240H241V242L239 241ZM238 243H237V244H238ZM256 243H258V242H256ZM137 244H138V243H137ZM147 244H148V243H147ZM149 244L147 245V246H149V247H147V248H144V247L142 246L145 250H143V251L141 250L142 252H137L136 254H134V255H135L134 258H133L134 261H137V263H140V262H138V261H142L143 264H158L160 255L157 254V253H158V249H160V248H157V245H155L156 243L154 244V245L156 246V248L154 247V245L150 247ZM157 244H158V242H157ZM169 244H170V243H169ZM185 244H186V245H185ZM189 244H188V245H189ZM206 244H207V243H206ZM82 245H83V244H82ZM87 245H88V244H87ZM106 245H107V243H106ZM126 245H127V244H126ZM158 245H159V244H158ZM160 245H161V244H160ZM170 245H171V244H170ZM190 245H189V246H190ZM192 245H191V246H192ZM203 245H205V244H203ZM207 245H209V244H207ZM207 245H205V246H207ZM213 245H214V244H213ZM213 245H212V246H213ZM231 245H232V244H231ZM234 245L236 246V243H235ZM260 245H263V246H264V243H263V244H260ZM83 246H84V245H83ZM118 246H119V245H118ZM122 246H123V245H121V249H120V251L122 250ZM138 246H139V244H138ZM144 246H146V245H144ZM184 246H182V247L185 248ZM215 246H216V245H215ZM257 246H258V245H257ZM90 247H91V248L94 247V248L92 249L93 251L91 250ZM135 247L137 248V246H135ZM140 247H141V246H140ZM140 247H139V248H140ZM142 247H141V248H142ZM174 247H175V246H174ZM182 247H181V248H182ZM203 247H204V246H203ZM136 248H135V249H136ZM139 248H138V249H139ZM181 248H180V249H181ZM188 248H189V247H188ZM188 248L186 247V249H188ZM204 248H205V247H204ZM208 248H210V247H208ZM208 248H206L205 250H207ZM215 248H216V247H215ZM221 248H222V247H221ZM221 248H220V249H221ZM223 248H225V246H224ZM234 248H235V247H234ZM255 248H256V246H255ZM117 249H118V248H117ZM146 249H147V251H149V252H151V251H153V252H151V253L149 254V253L146 251ZM171 249H172V248H171ZM173 249H176V251H178L179 253L183 251L182 249H181V251H180V250H177V246H176V248H173ZM178 249H179V247H178ZM186 249H184V250L186 251ZM189 249H190V248H189ZM189 249H188V250H189ZM200 249H201V248L198 247V250H200ZM220 249L218 248V250H217L218 253H219V250H220ZM232 249H233V248H232ZM260 249H262V248L260 247ZM160 250H163V249L161 248ZM188 250H187V251H188ZM203 250H204V249H203ZM203 250H202V251H203ZM208 250H209V249H208ZM208 250H207V251H208ZM212 250H213V249H212ZM240 250H239V251H240ZM117 251H118V250H117ZM123 251H124V250H123ZM138 251H139V250H138ZM164 251H165V250H164ZM164 251H162V252H164ZM171 251H172V250H171ZM171 251H170V252H171ZM200 251H201V250H200ZM207 251H206V252H207ZM223 251H224V250H223ZM225 251H226V250H225ZM227 251H228V250H227ZM231 251H232V250H231ZM233 251H234V250H233ZM256 251H257V249H256ZM162 252L160 251L159 253L161 254ZM209 252H212V251H209ZM214 252H215V250H214ZM214 252H213V255H214ZM220 252H222V250H221ZM235 252H238V249H237V251H235ZM240 252H241V253H239V252H238V253H239V254H242V253H243L242 251H240ZM254 252H255V250H254ZM262 252H263V251H262ZM122 253L124 254V252H121V254H122ZM174 253H175V252H174ZM204 253H205V252H204ZM228 253H230V252H228ZM249 253H250V252H249ZM257 253H260V252H257ZM62 254H63V253H62ZM66 254H67V253H66ZM69 254H70V253H69ZM69 254H68V257L70 258ZM119 254H120V253H119ZM121 254H120V255H121ZM126 254H127V253H126ZM126 254H125V256H126ZM164 254H168L167 251H166ZM164 254H163V255H164ZM169 254H173V252H171V253H169ZM169 254H168V256H167V255H164V257H165V258L168 257V259H169V257L171 256V255L169 256ZM188 254L191 255L190 253H188ZM194 254H195V252H194ZM219 254H220V253H219ZM231 254H232V253H231ZM233 254H234V253H233ZM262 254H264V253H262ZM77 255H78V254H77ZM163 255H162V256H163ZM176 255L181 256V254L179 255V254H177V253H176ZM195 255H196V254H195ZM208 255H210V254L208 253ZM208 255H207V257L209 258ZM242 255H243V254H242ZM244 255H246V254H244ZM244 255H243V256H244ZM247 255H249V254L247 253ZM250 255H251V254H250ZM260 255H261V254H260ZM63 256H64V255H62V257H63ZM79 256H80V255H79ZM162 256H161V257H162ZM166 256H167V257H166ZM173 256H174V254L172 255V257H173ZM199 256H200V255H199ZM253 256H255V255L252 254V257H253ZM262 256H263V255H262ZM175 257H176V256H174V259H171V257H170L171 261H173V260L175 261ZM182 257H183V256H182ZM182 257H181V258H182ZM191 257H192V256H191ZM197 257H198V254H197ZM203 257H204V256L202 255L201 259H202ZM211 257H212V256H211ZM214 257H215V255H214ZM216 257H217V256H216ZM219 257H221V256H219ZM219 257H218V258H219ZM244 257H245V256H244ZM247 257H249V256H247ZM250 257H251V256H250ZM256 257H257V256H256ZM256 257H255V258H256ZM84 258H85V257H84ZM115 258H116V257H115ZM165 258H163V259H165ZM186 258H187V256H186ZM186 258H185V256H184V259H186ZM198 258H199V257H198ZM239 258H240L239 256L227 257V255H226V257L224 256V258H223V256H222V258L219 259V264H234V262H235L237 259H239ZM71 259H72V258H71ZM108 259H109V258H108ZM112 259H113V257H112ZM112 259H111V260H112ZM121 259H122V258H121ZM163 259H162V260H163ZM170 259H169V261H170ZM193 259H194V257H193ZM196 259H197V258H196ZM212 259L214 260L213 257H212ZM215 259H216V258H215ZM240 259H241V258H240ZM248 259H249V258H248ZM250 259H252V258H250ZM262 259H263V258H262ZM78 260H79V259H78ZM125 260H126V259H125ZM181 260H182V259H181ZM68 261H69V260H68ZM68 261H67V262L64 261V262H66V264H67ZM81 261H82V260H81ZM87 261H88V260H87ZM93 261H96V260H93ZM93 261H92V262H93ZM109 261H110V260H109ZM109 261H108V262H109ZM114 261H115V259H114ZM174 261H173V262H174ZM177 261H178V260H177ZM179 261H180V260H179ZM204 261H207V260L205 259ZM241 261H243V260L241 259ZM251 261H252V260H251ZM253 261H254V259H253ZM255 261H256V260H255ZM89 262H90V261H89ZM89 262H88V263H89ZM92 262H90V264H91ZM117 262H118V261H117ZM117 262H116V264H118ZM122 262H123V261H122ZM180 262H181V261H180ZM185 262H187V260H186ZM196 262H197V261H196ZM210 262H211V261H210ZM214 262H215V261H214ZM247 262H248V261H247ZM247 262H246V263H247ZM263 262H264V260H263ZM62 263H63V262H62ZM96 263H97V261H96ZM110 263H111V262H110ZM113 263H114V262H113ZM133 263H136V262H133ZM161 263H162V262H161ZM161 263H160V264H161ZM166 263H168V262L166 261ZM187 263H188V262H187ZM200 263H201V262H199V263H197V264H200ZM204 263H205V262H204ZM204 263H203V264H204ZM212 263H213V262H212ZM212 263H210V264H212ZM216 263H217V262H216ZM235 263H237V262H235ZM252 263H253V262H252ZM254 263H257V264H258V262H254ZM259 263H260V262H259ZM70 264H72V262H71ZM73 264H75V263H73ZM93 264H95V263L93 262ZM108 264H109V263H108ZM111 264H112V263H111ZM120 264H121V263H120ZM124 264H125V263H124ZM140 264H142V263H140ZM162 264H164V262H163ZM181 264H182V263H181ZM190 264H191V263H190ZM195 264H196V263H195ZM213 264H214V263H213ZM238 264H240V263H238ZM261 264H262V263H261Z\"/></svg>",
	"mask_w": 264,
	"mask_h": 264
}]
</instances>
